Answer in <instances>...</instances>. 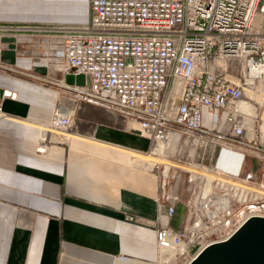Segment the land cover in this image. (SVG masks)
<instances>
[{
	"label": "built area",
	"instance_id": "1",
	"mask_svg": "<svg viewBox=\"0 0 264 264\" xmlns=\"http://www.w3.org/2000/svg\"><path fill=\"white\" fill-rule=\"evenodd\" d=\"M89 6L86 24H0V55L10 35L22 44L20 55L39 51L63 76L50 124L57 132H74L76 111L90 103L138 122L150 153L163 143L162 154L188 148L183 181L169 166L152 165L159 180L158 263L174 264L191 248L197 254L264 217V180L253 170L232 174L219 165L224 148H247L264 162V121L258 124L254 105L264 95V0H89ZM17 71L0 60V74ZM67 74H85L86 84H67ZM204 108L213 128L204 123ZM176 185L187 194L179 228L170 225L181 202Z\"/></svg>",
	"mask_w": 264,
	"mask_h": 264
},
{
	"label": "crops",
	"instance_id": "2",
	"mask_svg": "<svg viewBox=\"0 0 264 264\" xmlns=\"http://www.w3.org/2000/svg\"><path fill=\"white\" fill-rule=\"evenodd\" d=\"M89 19V0H0V24ZM2 40L9 48L0 60L18 71L0 74V264H159V180L143 160L151 141L140 124L84 103L74 132L53 130L63 76L39 51L20 55L15 37ZM204 115L213 128L207 108ZM219 165L264 180V164L247 148L222 149ZM174 189L181 202L170 225L179 228L187 194Z\"/></svg>",
	"mask_w": 264,
	"mask_h": 264
},
{
	"label": "water",
	"instance_id": "3",
	"mask_svg": "<svg viewBox=\"0 0 264 264\" xmlns=\"http://www.w3.org/2000/svg\"><path fill=\"white\" fill-rule=\"evenodd\" d=\"M69 85L86 84L85 74H67ZM187 264H264V217H252L225 240L194 255Z\"/></svg>",
	"mask_w": 264,
	"mask_h": 264
},
{
	"label": "rangeland",
	"instance_id": "4",
	"mask_svg": "<svg viewBox=\"0 0 264 264\" xmlns=\"http://www.w3.org/2000/svg\"><path fill=\"white\" fill-rule=\"evenodd\" d=\"M58 87L59 88H56V90L58 91V94L62 93L63 92L62 88L60 86H58ZM67 97H71V96L68 95ZM260 97H261V101L259 100V98H257L258 101L254 104L257 108V112L259 115V123L256 121V123H258V124H261L262 120L264 121V95L262 94ZM59 98H60V95H59ZM83 104H82V106H83ZM82 106H81V108H82ZM79 109L76 111V115H75L76 124H77ZM213 124L214 123H213V117H212V119H211V125L212 126L211 127H213ZM262 143L264 145V140H262ZM161 145L162 144H158V146H157L158 149H156L153 153H150V149H149V151L146 155L147 158L151 156L150 158L154 159L153 160L154 163L151 164V166L154 164L169 166L171 168V171L173 173L177 172V174H179L181 176V181H183L184 178L188 175V171L190 169L186 163L187 160H191V159H187V158H189L188 157V152H189L188 148L186 146H184L183 144H179L176 147L175 152L162 154ZM198 153H199V150L197 151V154L195 155L193 162H196V163L198 162V160H199ZM261 162L264 164V162L262 160H261ZM193 250L194 249L191 248L192 252H190L188 255L186 254L185 256L181 257L174 264H187L195 255Z\"/></svg>",
	"mask_w": 264,
	"mask_h": 264
},
{
	"label": "bare ground",
	"instance_id": "5",
	"mask_svg": "<svg viewBox=\"0 0 264 264\" xmlns=\"http://www.w3.org/2000/svg\"><path fill=\"white\" fill-rule=\"evenodd\" d=\"M257 98H259V100L261 101V97L260 96H258ZM164 146H165V144L163 143L162 145H161V150L164 148ZM160 150V149H159ZM151 157V156H150ZM150 157H144L145 159L144 160H146L147 161V163H150V164H153L154 162H153V159L152 158H150Z\"/></svg>",
	"mask_w": 264,
	"mask_h": 264
}]
</instances>
